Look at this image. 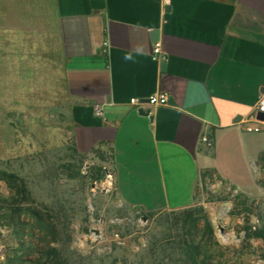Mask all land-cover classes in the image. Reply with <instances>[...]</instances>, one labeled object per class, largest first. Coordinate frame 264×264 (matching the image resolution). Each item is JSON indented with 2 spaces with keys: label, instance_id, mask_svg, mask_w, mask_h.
Here are the masks:
<instances>
[{
  "label": "crops",
  "instance_id": "0c3cea01",
  "mask_svg": "<svg viewBox=\"0 0 264 264\" xmlns=\"http://www.w3.org/2000/svg\"><path fill=\"white\" fill-rule=\"evenodd\" d=\"M1 9L0 31L25 47L17 61L62 89L77 149L110 151L125 204L191 208L209 177L260 195L264 131L240 121L264 94V0H2ZM159 94L166 105L129 103Z\"/></svg>",
  "mask_w": 264,
  "mask_h": 264
},
{
  "label": "rangeland",
  "instance_id": "374dc122",
  "mask_svg": "<svg viewBox=\"0 0 264 264\" xmlns=\"http://www.w3.org/2000/svg\"><path fill=\"white\" fill-rule=\"evenodd\" d=\"M24 52L15 34L0 31V264L15 256L21 262L13 264H38L47 243L60 252L47 264H173L171 248L190 214L125 204L113 187L110 151L77 149L62 89L45 72L25 70L17 61ZM254 174L259 196L209 177L192 207L199 227L210 223L220 262L264 264L263 241L246 237L264 229V157ZM10 209L21 212L20 234L17 219L6 218ZM30 213L50 230L33 228Z\"/></svg>",
  "mask_w": 264,
  "mask_h": 264
},
{
  "label": "trees",
  "instance_id": "16d2710c",
  "mask_svg": "<svg viewBox=\"0 0 264 264\" xmlns=\"http://www.w3.org/2000/svg\"><path fill=\"white\" fill-rule=\"evenodd\" d=\"M5 178V174L0 171V179ZM254 196H246V198H252ZM11 210V209H10ZM20 210V208H19ZM22 211V210H21ZM195 208L184 209L183 212L189 213V217L186 222L183 223V234L181 238L175 242V245L171 248L173 255V264H227V262H220L217 260L215 253H217L216 248L220 247L215 240L214 233L210 223L205 219L203 227H199L198 223L201 217H194ZM21 212L18 209H12L11 213L6 214V218L16 221V227L18 233L23 232V227L18 221V216ZM152 213V212H148ZM5 214V213H4ZM29 216L33 219V228H37L40 231L50 230V226L46 222L39 220L35 217V214L30 213ZM247 238L261 239L264 243V229L260 228L252 232L246 233ZM46 248L39 252V259L36 263L47 264L51 261L60 260V252L56 247L50 246L49 243ZM22 246L20 249H23ZM264 259V254H263ZM12 264L16 262H21L19 257H14L9 260ZM44 261V262H42ZM10 263V264H11Z\"/></svg>",
  "mask_w": 264,
  "mask_h": 264
},
{
  "label": "built area",
  "instance_id": "2783aa9c",
  "mask_svg": "<svg viewBox=\"0 0 264 264\" xmlns=\"http://www.w3.org/2000/svg\"><path fill=\"white\" fill-rule=\"evenodd\" d=\"M153 58L156 60H163L164 54L161 50V44L159 42H155L153 45ZM168 102V97L165 94H159L157 96H152L147 99L146 103L140 102L136 98H132L129 100V103L134 106H139L141 104L148 105H166ZM262 113L263 119H257V114ZM240 123L243 126V130L248 133H259L264 131V94H262L256 104L254 105L252 111L247 114ZM202 142H204L207 146H211L212 143L206 138L202 137Z\"/></svg>",
  "mask_w": 264,
  "mask_h": 264
},
{
  "label": "water",
  "instance_id": "95a60500",
  "mask_svg": "<svg viewBox=\"0 0 264 264\" xmlns=\"http://www.w3.org/2000/svg\"><path fill=\"white\" fill-rule=\"evenodd\" d=\"M156 34V33H155ZM257 119L262 120L263 119V114L262 113H258L257 114Z\"/></svg>",
  "mask_w": 264,
  "mask_h": 264
}]
</instances>
